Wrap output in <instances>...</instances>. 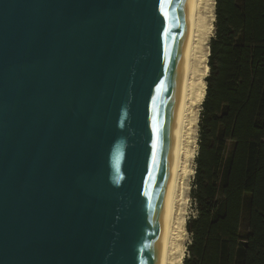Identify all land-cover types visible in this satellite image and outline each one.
Returning a JSON list of instances; mask_svg holds the SVG:
<instances>
[{
    "label": "water",
    "instance_id": "1",
    "mask_svg": "<svg viewBox=\"0 0 264 264\" xmlns=\"http://www.w3.org/2000/svg\"><path fill=\"white\" fill-rule=\"evenodd\" d=\"M193 0H0V264H162Z\"/></svg>",
    "mask_w": 264,
    "mask_h": 264
},
{
    "label": "trees",
    "instance_id": "2",
    "mask_svg": "<svg viewBox=\"0 0 264 264\" xmlns=\"http://www.w3.org/2000/svg\"><path fill=\"white\" fill-rule=\"evenodd\" d=\"M182 264H264V0H215Z\"/></svg>",
    "mask_w": 264,
    "mask_h": 264
},
{
    "label": "bare ground",
    "instance_id": "3",
    "mask_svg": "<svg viewBox=\"0 0 264 264\" xmlns=\"http://www.w3.org/2000/svg\"><path fill=\"white\" fill-rule=\"evenodd\" d=\"M202 2V0H193L191 6V28L188 40V61L176 124V147L173 159V179L171 191L168 195V208L165 210V241L162 253V264H174L173 256L176 250V243L174 241L176 237L175 232L179 229H182V221L178 220V209L182 203L181 180L186 174L188 160L191 158V156H193L192 151L189 150L191 139L190 133L193 132L191 128L195 123V115L192 111V104H194V101L196 100L193 99L192 93L196 90V96H198L197 103L202 101L205 96L206 85L204 78L208 74V66L206 63L209 56L208 47H206V56L203 55V78H199L197 83L195 79L199 76L197 75L199 72V65L198 63L196 64L199 54L197 53V46H203L205 41V37L202 35L203 18L200 10Z\"/></svg>",
    "mask_w": 264,
    "mask_h": 264
},
{
    "label": "rangeland",
    "instance_id": "4",
    "mask_svg": "<svg viewBox=\"0 0 264 264\" xmlns=\"http://www.w3.org/2000/svg\"><path fill=\"white\" fill-rule=\"evenodd\" d=\"M202 1L203 2H202L200 10H201L202 18H203L202 35H204L205 41H204L203 46L202 45L197 46V53L199 54H198V59L196 61V64L198 63L199 65L198 67L199 72L197 73V75L199 76L195 78L196 83L199 78H203V74H202L203 73V68H202L203 57L206 56V52H207L206 47L209 48V42L214 37L215 0H202ZM206 63L208 64V58H207ZM196 93H197L196 90L195 92L193 91L192 93L193 99L196 100L194 101V104H192V111H193V114L195 115V121H194L195 123H194V126L191 128L193 132L190 133L191 139H190V145H189V150L192 151L193 156L189 158L186 174L181 180L182 203L180 204L179 209H178V214H179L178 216L180 217V218L178 217V220L182 221L181 227L183 229V232H182V229H179L177 230L178 232L177 231L175 232L176 234L175 239L177 240L174 239L176 243V246H175L176 250L173 256L174 264H182L183 259L187 254V246L189 245L191 238L188 232L185 230L186 228L184 227L190 218H193L196 216V204L191 196V191L193 189L194 174H195V167H196L195 161H196V156L198 152V130H199L198 124L200 120V113H201L202 102H203L202 100L199 103H197L198 96H196ZM177 234L179 237L177 236Z\"/></svg>",
    "mask_w": 264,
    "mask_h": 264
}]
</instances>
